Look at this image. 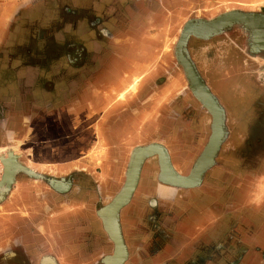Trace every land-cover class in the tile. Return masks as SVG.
<instances>
[{"label":"rangeland","instance_id":"obj_1","mask_svg":"<svg viewBox=\"0 0 264 264\" xmlns=\"http://www.w3.org/2000/svg\"><path fill=\"white\" fill-rule=\"evenodd\" d=\"M45 1H47L48 9L52 11L56 19L48 17L41 21L39 19L36 20L37 18H33L32 21L22 20L20 19V14L23 10L33 6L29 4L31 1L22 5L13 2L8 6L4 5V2L0 0V46L1 48L4 46L5 38L10 32L14 31V40H17L18 43L11 53H16V56L20 58H14V61L23 60L22 63L20 62V66H13L14 64L11 62V67H4L0 75V104L10 105L15 112H25L23 101H28L30 94L32 95L31 101L33 102L31 104L33 106L30 107L32 108L30 114H35L33 119L40 124L31 128L29 134L31 141L36 139L43 140L47 135L53 140L60 137L58 135L59 132L56 134L51 132V130L55 127L56 122L61 121L60 118L62 116L74 113L72 116L77 122L76 126L82 127L84 126V120L92 114V112H88L89 110L87 112L84 111L87 108L85 99L88 95L86 93L81 92L80 94V100H82L80 103L81 112H66V105L71 101L64 102L63 107H59L62 106L61 103H56L55 106L53 101L54 99L62 98L68 93L66 89L63 91L62 83H66L67 81L65 80L67 78L77 76L78 71L84 69V66L78 71L70 68L66 64H71L66 54L68 52L67 49H69L68 45L74 44V46H77V49L69 50V54L72 55V51L78 52L80 56L75 62L81 67L84 59V57L81 58L82 46L88 47L96 37L91 31L93 17L103 18L105 19L103 21H108L107 28H109V32L113 36L118 35V30L115 28H118L119 24L121 25L119 26L121 27L120 29L125 33L127 30H131L130 20L133 21L132 28L137 25L138 30L142 29V35L145 39L146 35L148 39L151 38L153 41L156 39V45L154 46L155 55L153 59L145 58L144 62L142 61V64H144L143 68H146L143 71L138 70V73L135 71V73H132V70H129L131 71L129 73L127 66H124L127 71L125 75L128 80L126 83L128 86L125 89L123 88L122 100H111V104L109 102L106 104L100 102L96 106L99 108V110L95 109L96 113L102 116L93 122L95 124L92 123V130L90 129L92 137H86L88 135L86 132V140H83V142L80 140L79 164L55 165L57 164V158H59L57 161L63 160L64 163H69L72 162V156H78V154L71 152L70 148L57 149L53 147L52 150H41L31 147L23 150L16 148L5 151L6 153L10 151L17 156L20 153V159L26 158L28 154L33 157L41 153L35 158V163H37L39 168H42V170L37 172L47 178H62L64 183H69V187L62 194H58L46 184L47 182L31 179L24 174L17 177V179L23 178V181L27 180L29 182V185L25 184L29 190L22 196L17 194L14 195L16 196L14 198H6V200H9L7 203L6 200L0 203V264H41L42 259L45 257L51 258L54 264H67L66 261L59 260L61 255H57L58 250L54 248V245L46 244V242H53L52 240L56 239L57 236V234L56 236H51L45 233V229L43 230L41 227L45 223H50L52 216L56 218L51 222L56 223L58 221V223H61L69 217L77 225L80 223L82 226L87 223L85 221L87 220V211H85L87 209L90 211L88 218L90 219V224L87 231L89 237L98 239L101 242H103L102 240L105 236L109 238L108 234L103 232V221L106 215L103 207L109 206V203L121 191L125 183L124 178L129 155L133 148L125 149L124 152L128 150L125 159L122 156L119 160H115L116 163L113 162L115 166H110L107 163L111 157L109 152L113 154L111 159H116V154L123 153V150L109 148L110 151L107 152L105 149L107 144L94 142V139L96 138L97 141L100 138L101 126L108 125V127H104L108 129L111 125H119L120 119L117 117V112H125L128 109L126 112H140L141 115L143 114L145 117L144 122H147L146 124L148 125L146 127L145 124L142 137L155 135V139L161 138L162 135L159 133L153 134L152 122H148L149 117L151 118L155 115V112H163V110L177 112L178 114L190 112L189 115L194 120L192 130L197 132L196 136L192 135L189 138V133L185 135L182 129L179 130L178 127L174 126V124L182 123L179 116L178 119H171V125L164 129L166 130V137H164L165 142L163 141L167 147L163 149L168 158L171 175L173 174L177 178L189 176L210 138L212 118L192 93L186 70L175 55L183 28L189 20L210 19L224 10L234 8L255 11L264 10V0H153L149 4L147 1L135 4L134 0ZM132 7L138 8L137 11L139 13ZM71 10H75L77 15H79L77 20H73L70 17L69 13H72ZM19 12L20 14L17 16L19 20L10 18L6 21L4 19L7 17V13L8 17H14ZM40 13V17L45 15L42 12ZM120 19L123 21L121 22ZM142 19L143 22L141 23ZM57 22L59 23L58 26H56ZM39 27L42 29L41 32L37 30ZM30 32L35 33L29 34ZM88 33L90 34L87 35ZM210 33L211 31L207 32V34ZM237 42L241 44V36L238 33H233L229 37L218 36L209 41L195 40L191 37L186 40L191 66L199 80L206 88L208 86L210 90L208 91L223 111L225 136L215 164L205 172L200 186L194 189L171 187L172 190L174 188V193L172 191L171 196L175 198V207L173 203L171 206L175 212L171 213V215L163 214L156 222V224L162 223V226H166L171 221V231L167 232L171 233V237L160 235L157 241L153 242V244L161 246L159 243L162 240H166L165 242L169 243V239H171V256L166 259L165 264H264V88L262 85L257 86L254 84V65L246 62L239 52L231 49L234 48L233 44ZM147 44L151 45L150 42ZM24 48H28L31 51L32 55L29 56V59H32L33 63L36 60H40L42 65L32 67V74L26 75L29 76V84L23 83L22 79L20 80V75H24V72L27 74V71H29L23 68L22 65L25 63L24 58L26 57ZM56 62H58V65H55ZM147 66H152V68H147ZM38 72L40 73L38 74ZM244 72H246L245 75ZM239 74L253 80L254 85H251V92L246 88L240 94L235 93L237 89L234 90L231 82ZM118 80L119 76L110 78V81L114 83ZM130 85H134L133 90H131ZM48 86L54 88L51 93L47 91ZM25 88L26 92L24 91ZM165 89L168 90L167 96L164 95ZM59 109L60 112H58ZM105 112H107L106 116H108L106 121L105 117H103ZM200 112H206V114L203 117H200V115L197 117L196 115ZM53 116L56 117L52 118ZM125 119L129 120L128 118ZM47 121H51L48 130L45 127L46 125H43ZM52 121H54V124ZM135 123L137 122L131 118L127 125L128 130L134 127ZM13 128L15 127L13 126ZM106 132L107 130H103V138L107 136ZM127 135L126 139L125 137L122 138L125 139L123 143L129 147L137 144L140 146L152 145L148 143L157 144L156 142H158L157 140L147 141L144 139L145 141L142 143L139 140L138 143H135L136 137L131 139L132 135L135 134L130 131ZM119 137L118 134L117 138ZM177 139L181 143L190 144L191 146L175 150V141ZM157 145L162 146V144ZM32 146L34 145L32 144ZM59 150L64 152L62 159ZM5 152L3 153L6 154ZM172 153H174V164L171 162L170 157ZM101 156L104 158L103 161ZM25 158L23 160H26L27 164L32 160L30 157ZM150 158L152 160L155 158L154 160L156 161V157L150 155V157L141 162L140 170L142 164ZM96 161L102 162L103 165L100 163L96 165ZM27 167L36 170V166H32L30 163ZM54 167L58 170H52V168L55 169ZM1 168L0 164V174L2 172ZM114 168L118 170V173L114 172ZM43 169H51V172L43 171ZM101 170L104 173L106 172L105 175L108 181L113 179L114 181L110 183L106 182V180H94L96 176H99ZM119 171L121 172L119 173ZM139 175L140 171L137 179ZM78 186H80V189L81 186L84 188V190H80V194L77 191ZM101 193H103V196ZM134 194L128 204L118 212L119 216L122 212L128 211L131 203L138 207L140 201L133 197ZM25 198H30L28 203ZM144 200L143 205H147L146 210L149 211L144 214L143 218L149 221L153 220L149 216L153 214L150 211L156 205V201L151 197ZM8 204L20 205L17 208H23L24 212H14L13 210L10 212L9 210L11 209H8ZM88 204L89 208H87ZM74 205H77L78 208L71 214L64 216L63 214H58L66 210L64 207ZM99 209L101 210L99 211ZM133 209L136 208L133 207ZM78 210L82 214H80V217H78ZM83 211L85 212L82 213ZM128 214L129 216L123 219V222L119 221L120 228L117 223L118 215L116 216V223L119 230H121L126 253H128L127 244L130 249L129 253L134 255L135 250L131 251V248L132 246L134 248L133 240L136 236L135 230L130 229L134 225L133 222L136 219V215L132 211ZM31 219H37L38 221L37 227H32L31 233L32 240L37 243L32 244L30 247L26 244L20 245L18 241L29 235V232L28 234H23L22 232L20 234L19 229H14L13 225L15 223L17 226L23 220L30 221ZM72 221L65 220V223H71ZM194 222L198 223L196 228L193 225ZM181 223L185 224L187 228L179 229V226L182 225ZM124 225L125 229H121V226ZM190 228H193L194 231ZM78 230H74L72 226L70 228L66 227L64 236L71 239L76 238L80 234L77 233ZM28 247L30 248L29 254L31 253V256L27 254ZM47 248L51 251H47ZM186 248L192 251L193 254L185 253L184 250ZM47 252L48 254L45 255ZM108 252L114 254V247L110 246ZM102 257L103 255H100L98 251L95 255H91L88 260L83 261L84 263L81 262V264H112L115 255L113 258L102 259ZM126 261L123 264H126ZM138 263L135 259H131L128 262V264ZM68 264L71 263L68 262ZM159 264L161 263L159 262Z\"/></svg>","mask_w":264,"mask_h":264},{"label":"crops","instance_id":"obj_2","mask_svg":"<svg viewBox=\"0 0 264 264\" xmlns=\"http://www.w3.org/2000/svg\"><path fill=\"white\" fill-rule=\"evenodd\" d=\"M31 1V2H29ZM2 2H4V5H8L10 6L13 2L14 3H19V5L22 4H26L27 2H29V4L33 5L32 7H30L29 9L23 10L22 13H16L14 17H8V13H7V17H5L4 19L7 21V19H15V20H19L17 18V16L20 14L22 20H30L32 21V19H36V20H43L45 18L50 17L51 19H56L53 16V13L51 10L48 9L49 5L47 3V1L45 0H2ZM58 3V2H57ZM57 6V5H56ZM72 13H75V10H71ZM45 14L44 16L40 17L41 13ZM47 14V15H46ZM50 15V16H49ZM158 17V16H157ZM42 18V19H41ZM143 18V17H142ZM105 20V19H104ZM120 21L122 22L123 20L120 19ZM106 22L105 24H103V26H100L98 29H100V33H98L96 35V37L94 38V40L91 41V44H89V46L84 47L82 46V55L81 58L84 57L83 59V63L81 65V67H79L78 64H74V62L72 61V57L68 55L69 54V50L67 52V58L68 60L71 62V64L66 63L69 65L70 68L75 69L78 71V69L82 68L83 66V70L78 71L77 76H72L71 78H67L65 81H67L66 83H62L63 84V91L66 89L68 93H66L64 96H62V98H57L54 99L53 102H55V106L56 103H61L62 106L59 107H63L64 106V102H68L71 101L70 103H68L66 105V112H81V108H80V103L82 100H80V94L82 93H86L88 95V97L85 99V103L87 105V108L84 109V111H88V112H92V114H90L88 116V118H86L83 122L84 126H76L77 122L75 121V119L73 118L72 114H67L65 116H62L60 118L61 121L56 122L55 127L51 130V132H54L60 136L58 138H56V140H53V138H49L48 135L46 137H44L43 140H32L31 138H29V134L31 132V128L39 125L40 123L37 122L34 116L35 114H30V112H32V107L33 104H31V99H32V95L30 94L29 96V100L28 101H23V105L25 112H15L14 108H12L10 105L7 104H0V153L9 149H25V148H38L41 150H52V148H57V149H67L70 148L71 152L78 154V156H72V162L69 163H64L63 160L61 161H57L56 159V163L55 165H76L79 164L80 162L78 161V159H80L79 156V149L81 147V142L80 140L83 142V140H86V137L90 138L92 137L91 133H90V129L92 127V123L95 122L96 120H98L101 116L99 115V113H96V110H99L98 106L100 102H104V104H106L107 102H109L111 104V100H118L120 94H123L124 89L126 88V86H128L127 83V77H126V73L127 71L130 73L132 70V73L135 72H139L138 70L143 71L146 67L143 68L142 61L146 58V59H153L154 58V46L156 45V39L155 41L151 40V38H147L148 36L146 35V39L143 37L142 35V29L138 30L137 29V25H135L133 28V21L130 20V29L131 30H127L125 33L122 32V29H120L121 26L119 24L118 28H115L116 30H118V35L117 36H113L111 32H106V30H103L105 28V26H108V21H104ZM117 22V20H116ZM143 22V19L141 20V23ZM118 23V22H117ZM37 30L39 32H41V28H37ZM103 30V31H102ZM35 32H30L29 34H33ZM90 33H88L87 35H89ZM92 34H94V32L92 31ZM32 36V35H31ZM144 39H143V38ZM152 37V36H151ZM6 42L4 44V46L1 48L0 46V75L3 72L4 67H11V62L12 64H14L13 66H20L21 63L23 62V60L20 61H14V58H18L16 56V53H11L13 52L12 50L15 49V45L18 43L17 40H14V31L10 32L9 35L5 38ZM151 45H148L147 43H149ZM152 42V43H151ZM68 48L72 49V48H76L77 46L73 45H68ZM71 54L73 55V60L76 61L77 59H79V54L78 52H71ZM24 55L26 56L24 58L25 63H23V68H26V70L28 73L26 74L24 72V75H20V80H23V83H28L29 84V80L28 77L26 76L29 73L32 74L31 68L32 67H39L38 65H41V61H37L33 63L32 59H29V56L32 55L31 51L28 50V48H24ZM20 59V58H18ZM56 61V60H54ZM21 62V63H20ZM144 62V61H143ZM7 63V65H5ZM18 64V65H17ZM142 64V65H141ZM55 65H58V62L55 63ZM241 65V64H239ZM42 66V65H41ZM124 66H127L126 68L127 71L124 69ZM5 68V69H6ZM147 68H152V66H147ZM242 68V66H241ZM87 70V71H85ZM135 71V72H134ZM124 72V73H123ZM40 72H38L39 74ZM30 74V75H31ZM34 74V73H33ZM246 74V72H244V75ZM103 75V76H101ZM244 75H236L233 79V81L231 82V85H233L234 90L237 89V94H240L241 91L246 90V88L248 90H250L249 92H251V85L253 84V80L249 77H246ZM37 76V75H36ZM114 76H119V80L112 82L110 81V78L114 77ZM116 85V86H114ZM53 86V85H51ZM48 86L47 87V91L49 93H51L54 90V86L51 87ZM125 86V87H124ZM27 88V87H26ZM26 88L24 89V91L26 90ZM121 88V89H120ZM124 88V89H123ZM26 92V91H25ZM168 94V90L165 89L164 90V95L167 96ZM238 96V95H237ZM92 97V98H91ZM118 97V98H117ZM25 100V99H24ZM28 102V103H27ZM31 104V105H29ZM58 107V106H57ZM56 107V109H57ZM98 108V109H97ZM96 109V110H95ZM116 111V110H115ZM58 112H60V109L58 110ZM52 113V112H49ZM107 112H105V114L103 115V117H105V121L106 118L108 116H106ZM117 117H119L120 119V123L117 126L116 124H114L113 126H109L108 129L104 128L105 126L108 127V125H103L101 126V130H100V138L96 141V138L94 139V142L97 143H102V144H107V148L106 151H110L109 148L112 149H119V150H123V153L120 154L117 153L116 154V159H111L113 157V154L109 152V155L111 156L110 159L108 160L107 163L110 164V166H115L113 162H115V160H119V158H121L122 156L126 157L127 153L124 152L125 149H132L129 155V159H128V163L130 160V156L133 152V155L135 154V151L137 149H140V147H146V146H140L139 144L134 145V146H128L126 144L123 143V141H125L126 137L128 136V132L133 133L135 135H132L131 139H134V137H136V142H144L145 140L149 141V140H157L158 142H156L157 144H162L161 147L165 148L166 147V143L165 142V138L166 135V130H164L166 127L171 125V119H178L179 116L181 117L180 122L177 125L174 124V126L178 127L179 130L182 129V132H184L183 134H188L189 133V138L193 136H196V131L192 130L193 128V119L192 116L189 115L190 112H183V113H177V112H155V115H153L151 118L149 117L148 122H152V127H153V134L155 133H159L162 134L161 138H157L155 139V135H148L147 137L143 138L142 134L144 132V126L147 122H144V115L140 112H117ZM206 114V112H200L199 114H197L196 116L198 117V115H200V117H203ZM42 115V114H41ZM40 115V116H41ZM54 115V114H53ZM92 115V117H91ZM176 116H178L176 118ZM56 117V116H55ZM54 116L52 118H55ZM124 118H128L129 120L127 121V119L124 120ZM131 118L133 120H135V125L134 127L130 128L128 130L127 125L129 124ZM50 120V119H49ZM117 121V120H116ZM175 121V120H174ZM51 121H47L46 123H42L46 129L48 130V126L49 123ZM54 124V121H52ZM61 123V124H60ZM157 123V124H155ZM177 123V122H176ZM95 124V123H93ZM155 124V125H154ZM79 125V124H78ZM148 124H146L147 127ZM13 126L15 128H13ZM54 126V125H53ZM127 127V128H126ZM17 128V130H16ZM92 130V129H91ZM103 130H107L106 134L107 136H105L103 138ZM86 132L88 133V135L85 137ZM181 132V133H182ZM66 133V135H65ZM96 133V132H94ZM113 133V135H111ZM83 134V135H81ZM119 134V138H117V135ZM126 134V135H125ZM111 135V136H110ZM125 135V136H124ZM81 136V137H80ZM179 136V135H178ZM113 137V138H112ZM122 137H125V139H123ZM180 137V136H179ZM178 137V139H179ZM207 137V136H206ZM205 137V139H206ZM145 139V140H144ZM175 141V145L176 149H183L186 146H191L186 145L181 143L179 140ZM162 140V141H161ZM55 141V142H54ZM164 141V142H163ZM92 142V140H91ZM54 143V144H53ZM140 143V144H141ZM32 144L34 146H32ZM100 144V145H102ZM104 144V145H105ZM148 144H153V143H148ZM105 146V147H106ZM149 146V145H147ZM151 146V145H150ZM183 146V147H181ZM66 147V148H65ZM167 148V147H166ZM171 148V147H170ZM56 149V150H57ZM169 149V148H168ZM174 150V151H175ZM60 151V150H59ZM117 151V150H116ZM60 157L62 159V157H64V152H62V150L59 152ZM37 154V153H36ZM41 154V153H40ZM40 154L29 156L26 155L27 157H23V159H27V158H31L32 160L30 161L29 159V163L33 166H36V170H42V168H39V166L37 165V163H35V158H37ZM43 154V153H42ZM170 154H171V149H170ZM44 155V154H43ZM106 155V153H105ZM173 155L174 153H172V155H170L171 157V162L174 164L173 161ZM20 156V153H19ZM18 156V157H19ZM29 156V157H28ZM104 157V156H103ZM133 157V156H132ZM102 158V156H101ZM23 163L27 164L25 161L23 160ZM43 159V158H42ZM104 158H102L103 161ZM155 158H150L148 161L144 162L141 166V170L140 171V175L137 181V187H135V193L133 197H136L139 201L140 204L138 205V207L135 206L134 203L130 204V208L128 209L127 212H122L121 215L119 216V221L123 222V219H125L126 217L129 216V212L132 211V213L134 215H136V219L133 222V226L131 228L130 226V230H135V239L133 240V244H134V248L132 246L131 251L134 249V255L132 253H129V248L128 245L127 249H128V253L126 256V264H128V262L131 261V259H135L137 260L139 263L138 264H159V262L161 264H165L164 262L166 261V259H168L171 256V239H169V243L165 242L166 240H162L161 243H159L161 246L159 245H155L153 244L154 241H157L158 236H165L167 235L168 237H171V233H167L168 231H171V221L166 225V226H162L160 223H157V219L160 218L161 216H163V214H167V215H171V213H174L175 211L172 209V203L175 207V198L173 196H171V192L173 191L174 193V188L172 190L170 185L164 184V182L162 183L160 179H163L162 176L160 175V170H159V164L154 160ZM112 160V161H110ZM114 160V161H113ZM125 162V160H124ZM28 163V164H29ZM43 163H45L43 161ZM96 165H98L100 163L99 162H95ZM116 163V162H115ZM127 163V166H128ZM27 164V165H28ZM100 164L103 165V163L101 162ZM55 168V167H54ZM116 168V167H115ZM114 168V172L118 173V170ZM35 169V168H34ZM61 169V168H60ZM52 170H58L57 168ZM43 171H50L49 170H44ZM122 171V170H121ZM119 171V173L121 172ZM170 172V171H169ZM53 173V172H52ZM139 173V172H138ZM106 172L104 173L103 170H101V173L99 174V176H96L94 178V180H107L106 177ZM125 174H127V168H126V172ZM171 174V172H170ZM1 175V174H0ZM160 176V177H159ZM126 180V175L125 178ZM114 181V179L112 180ZM111 180L108 182H112ZM26 182V183H23ZM28 184L29 182L23 181V178H18L17 179V184L15 187V192L16 194H18V196H22L27 190H29L28 186L25 185ZM66 184V183H64ZM201 185V184H200ZM199 185V186H200ZM66 186V185H65ZM69 187V183L67 184V187H65V189L63 190V192L65 190H67V188ZM81 189L84 190V188L81 186ZM80 186H78L77 191L80 194ZM121 193V192H120ZM119 193V194H120ZM116 194V193H115ZM118 194V195H119ZM90 195V194H89ZM101 195L103 196V193H101ZM116 195V197L118 196ZM115 197V198H116ZM152 198L154 199V201H156V205L151 209L150 213H153L152 216H149L150 218H153V220H145L144 214L148 213L149 210L147 209V205H143V201H145L144 199L147 198ZM20 199V198H19ZM21 200V199H20ZM142 201V202H141ZM20 202V201H19ZM20 205H16V204H8V209L10 212L13 210L14 212L16 211H21L24 212L23 208L18 209L17 207ZM127 206V207H128ZM133 207H135L136 209H133ZM66 210L63 211V213H58V214H63L64 215H69L72 212H74L75 210H77L78 206L74 205V206H70V207H64ZM87 208H89V204L87 205ZM105 208L104 210L107 213V209L108 206L103 207ZM176 209V208H175ZM23 210V211H22ZM26 210V209H25ZM81 210V209H80ZM80 210L78 213V217H80ZM101 209H99L100 211ZM68 211V212H67ZM86 212V219L85 220L87 223L85 225H82L79 223V225H77L74 221H72L73 219L67 217L65 220L72 221L71 223L66 222L65 220L62 221L61 223H58V221L56 223L51 222L53 221L56 217L52 216L50 219V223H45L44 226H41L43 228V230L45 229V233H48L51 236H56V239L52 240L53 242H46L47 245L51 244L54 245V248H56L58 250V254L57 255H61L60 259L61 261H66L67 264L68 262L71 264H81L84 263L83 261H86L90 258L91 255H95L96 252L99 251L100 255H103V258H113L115 255L113 253L108 252L110 250V246H113L112 240L110 238H105L102 240L103 242H101L98 239H91V237H89V233L87 234V231L89 230V216H90V211L89 210H85ZM85 211H83L82 213H84ZM98 211V212H99ZM27 212V210H26ZM206 213V212H205ZM55 215V214H54ZM82 215V214H81ZM93 215V213H92ZM204 215V212H203ZM1 216V215H0ZM4 218L5 216L2 215ZM62 216V215H61ZM139 218V219H138ZM95 219V217H94ZM45 220V219H44ZM37 219H31L30 221H26L23 220V222H20L19 224L14 223L13 228L14 229H19V233L21 234V232L23 234H28L29 235L23 237V239H20L18 241V244H22V245H28L29 247L34 244L37 243L35 241H33L32 239V227L36 228L37 227ZM36 224V225H35ZM182 225L179 226L180 228H187L185 224L181 223ZM196 224H198L197 222H194V227L196 228ZM1 225V224H0ZM174 225V224H173ZM206 225V224H205ZM72 226V228L74 230H78L77 233H80L77 235L76 238H66V236H64V231H66V227L70 228ZM105 225L103 226L104 229ZM121 229H125V225L121 226ZM201 227V226H199ZM207 227V226H204ZM215 227V226H212ZM1 229V226H0ZM106 229V228H105ZM103 230V232L105 234H107L106 230ZM119 229V228H118ZM129 229V228H128ZM178 229V230H179ZM191 230L194 231L193 228H190ZM52 230V231H51ZM55 230V231H54ZM56 232V233H55ZM82 232V233H81ZM121 238L122 237V233L121 230L119 231ZM55 233V234H54ZM81 235V236H79ZM150 237V240H149ZM71 239V240H70ZM146 239V240H144ZM168 240V239H167ZM124 243V242H123ZM104 248H103V247ZM125 246V243H124ZM182 246V245H181ZM28 247V251L27 254L28 256H31V253L29 254V250L30 248ZM109 249V250H108ZM187 249V248H186ZM184 250L185 253L192 255L193 252L187 250ZM47 251H51L50 249H46ZM107 251V252H105ZM125 251V255H126V250ZM179 253V252H178ZM48 252L45 254L47 255ZM113 254V255H112ZM181 254V252H180ZM112 255V256H111ZM87 259H86V258ZM85 258V260H84ZM46 260H49V263L47 264H54L53 260L49 257H45L42 259L41 264L45 263L46 264ZM80 262V263H77ZM56 263V262H55Z\"/></svg>","mask_w":264,"mask_h":264},{"label":"flooded vegetation","instance_id":"obj_3","mask_svg":"<svg viewBox=\"0 0 264 264\" xmlns=\"http://www.w3.org/2000/svg\"><path fill=\"white\" fill-rule=\"evenodd\" d=\"M134 1H135V4L137 2H146V1L149 4L153 0H134ZM132 8L135 9V11L138 10V8H136V7H132ZM137 13H139V12L137 11ZM69 14L73 20H77V18L79 17V15H77L76 12L75 13H69ZM153 14H151V15L155 16ZM232 14H234V15H232ZM230 17H234L235 20H231L228 23L221 24L220 27L218 28V32H217V30H215L214 32H211L210 34H207V33H202V34L199 33L198 34V33H196L197 31L192 29V30H190V33L188 34L187 38L191 37L192 39H195V40L209 41V40H211L215 37H218V36L229 37V35H232L233 33L240 34L241 44L239 42H237V43L233 44L234 48H231V49H234L237 52H239L244 57V60L246 62H249L252 65H254V72H255V73H253V75L255 76L254 77L255 78L254 84H256L257 86L262 85V87L264 88V44H262L263 43V37L261 35H258V37H257L256 31L258 30V28L256 30V27L254 25H253L254 27H252L250 25V24H252V22L256 23L257 19L259 21H264V10L255 11V10H245L243 8H234L231 10H224L223 12L216 14V16H213L210 19L189 20L185 24L184 28L188 29V26L193 25V24L212 23V22L217 21V20L224 21L225 19L227 20ZM103 20H104L103 18L93 17V20H92L93 22H92V24L91 23L90 24L92 26L91 31H93L94 34L97 35L98 33H100V31H99L100 29H98V28L100 26H103V24H105V22ZM259 23H260V27L263 26L261 28H264V22H259ZM259 23H256V24L259 25ZM58 24L59 23L57 22L56 26H58ZM184 28H183V30H184ZM103 30H106V32H108L109 28H107V26H105V28ZM184 32H186V30H184ZM184 47H185V49H184L185 51L183 54L184 55L183 58L184 59L187 58L190 61V58L188 56V50H187L188 46H187L186 42H185ZM74 49L75 48H72V49L69 48L68 50H74ZM175 51H176L175 55L177 56V48ZM72 53H73V51H72ZM68 56L72 57V55H68ZM177 58H178V56H177ZM183 58H181L182 62L185 63ZM72 61L74 62V64L75 63L77 64V62H75L73 59H72ZM194 82H195V80H194ZM207 89L209 90L208 86H207ZM192 93H193V91H192ZM200 94L202 95V92H200ZM126 111H128V109H126L125 112ZM121 112H123V111H121ZM159 112H162V111H159ZM163 112H170V111L169 110H163ZM3 152H5V151H3ZM3 152L0 153V159L3 162V165H2V162L0 161V164L2 167L0 180L2 179L3 171H4V175L6 173L5 172V166L9 170V173H8L9 180H8V183H4V185L0 189V203L4 202L6 200V198L9 199V197H11V198L16 197L14 195H17V194L14 190H15V187L17 184V177L22 175V174H24L25 176H28L29 178L34 179V180L47 182L46 184L55 193H58V194H62L65 187H67L68 183L64 184V181L62 178H54V177L47 178L45 176H42L37 171L32 170L31 168L27 167L28 165L23 163L22 159H20L16 154H12L10 151L7 153L5 152L6 154H4ZM154 156L156 157L157 162H158L157 155H154ZM5 176H7V175H5ZM8 199L6 200V203H7V201H9ZM29 200H30V198H25V201L27 203ZM11 255H13V254H11ZM46 262L49 263V260H46ZM43 264H45V263H43Z\"/></svg>","mask_w":264,"mask_h":264},{"label":"water","instance_id":"obj_4","mask_svg":"<svg viewBox=\"0 0 264 264\" xmlns=\"http://www.w3.org/2000/svg\"><path fill=\"white\" fill-rule=\"evenodd\" d=\"M184 30H186V32H184ZM184 30H183L181 38H180V40H179V42L177 44L178 60L180 61V63L182 64V66L186 70V74H187V77H188V80H189V84H190L191 90L193 91V93L195 94L196 98L199 100L201 105L209 112V114H210V116L212 118L211 135H210V138H209L205 148L203 149L201 155L199 156V158H200L201 156L205 155L206 159L204 160V162L199 167V170L197 169L198 172H196V175L194 177H192V178H195L194 180H192L190 178L191 174H192V172L194 170V167H193L191 173L189 174V176H187L185 178H181V179H186V180H182L181 182H175V181L171 182L170 180H169L170 181L169 182V181H165L164 179H160V178H159V180L162 183L164 182V184L170 185L171 187H175V188H179V189H194V188H196V187H198L200 185L202 177L205 174V172L208 169L212 168L213 165L215 164V160H216L217 154L219 152L222 140H223V138L225 136V131H224V124H223V112L221 110V107L218 105V103L216 102L215 98L210 94V92L205 87V85L199 80L195 70L193 69V67L190 64V61L186 58L185 59L186 62L185 63L182 62L181 58H183V56H184L183 54H184V49H185V47H184L185 46V42L187 40L188 34L190 33L189 31H187V28L186 29L184 28ZM186 63H187V66H186ZM189 73H192L193 78L195 79V81L200 86L201 91H202V95L204 96V99H205L204 101L200 97H198L196 95L195 91L193 90V88H194L193 85L195 86V82L190 77ZM208 103L211 104L213 107H215V112H212V110L209 107ZM140 148L143 149L142 150L143 151V156L141 157L142 158L141 161H143L144 159L146 160V158L150 157V155H153V154L157 155L160 175L162 173H166V170L169 169V163H168V158H167V155H166L163 147H161L160 145H157V144H152L151 146L149 145V146L140 147ZM134 150L132 151V154L130 156V160H129V163H128V166H127V174L129 172V169H130V166H131V161H132V156H133ZM150 152H151V154H150ZM160 156H162L163 160H161ZM198 159H197V161H198ZM197 161H196V163H197ZM196 163H195V165H196ZM169 171H170V169H169ZM127 174H126L125 183H124L121 191L124 189V187H126L127 180H128L127 179L128 178ZM137 180L138 179H136L133 188L131 189L130 193L128 194L125 203L118 209L116 216L118 215V212L125 205H127L129 200L131 199V197L133 195V192L135 190L136 184H137ZM176 180H178V179H176ZM192 181H194V182L197 181V183L193 184ZM114 199L109 203V205L112 204ZM117 223H118V227L120 228V226H119V215L117 216ZM103 226H104V224H103ZM104 229H105V227H104ZM106 232H107L109 238L112 240V243H113V246H114V252L116 251V245L117 244L119 245L120 248L122 246L125 249V246H124V243H123V239L121 238L120 234L118 235L119 237L117 236V240H114L113 238H111V236H110V234H109V232L107 230H106ZM126 256H127V253L125 255L124 260L120 264H123L125 262Z\"/></svg>","mask_w":264,"mask_h":264},{"label":"bare ground","instance_id":"obj_5","mask_svg":"<svg viewBox=\"0 0 264 264\" xmlns=\"http://www.w3.org/2000/svg\"><path fill=\"white\" fill-rule=\"evenodd\" d=\"M232 15H234V14H232ZM231 20H235V18L234 17H230L227 20L225 19L224 21L217 20V21H214L212 23L193 24V25L188 26L187 31L190 32V30L194 29L195 31H197L196 33H198V34L199 33H201V34L202 33H207L208 31H211V30L213 31V29H214V31H215V29L217 30L220 27L221 24L228 23ZM259 22H264V21H259L257 19L256 23H259ZM256 23L252 22V24H250V25L252 27L255 26L256 30L258 28V30L256 31L257 37H258V35H261L263 37V43L262 44H264V28H261L263 26L260 27V23H259V25H257ZM183 60L186 62V60L184 58H183ZM186 66H187V64H186ZM189 75H190V77L192 79H194L192 73H189ZM196 83L197 82L195 81V87L193 86L194 87L193 90L195 91L196 95L198 97H200L204 101L205 100L204 96H202L200 94V92H202L201 88L198 85V83L197 84ZM130 87H131V90L134 89V85H130ZM122 98H123V94L121 93L118 100H122ZM208 105L211 108L212 112H215V107H213L209 103H208ZM142 150L143 149L140 148V149H137L135 151V154L132 157V161H131V166H130L129 172L127 174V176H128L127 179L128 180H127L126 187H124V189L121 191V193L114 199L112 204L108 206L107 213H106L105 219L103 221V224L105 225L106 230L109 232L111 238H113L114 240H117V236L120 234V232H118L119 229H118L117 223H116V214H117L118 209L125 203L128 194L130 193L131 189L133 188V186L135 184V181L137 179V175H138V172H139V166H140V164L142 162L141 161L142 160L141 157L143 156V151ZM150 154H151V152H150ZM160 158H161V160H163L162 156H160ZM205 159H206L205 155L201 156L198 159L196 165L194 166V170H193V172L191 174V177H190L192 180L195 179V178H192V177H194L196 175V172H198L199 167L201 166V164L204 162ZM0 161L2 162L1 159H0ZM2 165H3V162H2ZM5 172H6L5 175H7V176L4 175V171H3V176H2V179L0 180V189L4 185V183L8 182V180H9V175H8L9 170H8V168H6V166H5ZM161 176H162V178L165 181H169L170 180L171 182H173V181L181 182L182 180H186V179L177 178L173 174L171 175L170 172H169V169L166 170V173H162ZM176 179H178V180H176ZM192 183L195 184V183H197V181H195V182L192 181ZM124 258H125L124 248L122 246L120 248L119 245L117 244L116 245V251H115V258H114V261H113L112 264H120L124 260Z\"/></svg>","mask_w":264,"mask_h":264}]
</instances>
